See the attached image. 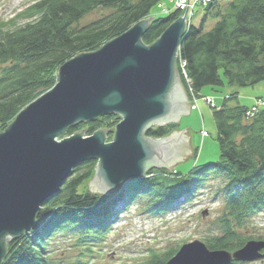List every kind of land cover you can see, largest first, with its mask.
<instances>
[{
	"label": "trees",
	"instance_id": "1",
	"mask_svg": "<svg viewBox=\"0 0 264 264\" xmlns=\"http://www.w3.org/2000/svg\"><path fill=\"white\" fill-rule=\"evenodd\" d=\"M162 0H36L18 16L25 22L13 27L0 22V131L32 100L52 88L59 67L74 55L94 51L105 42L145 19ZM96 8L112 10L79 28L73 25ZM197 25L188 24L182 35L177 59H184L195 91L213 88H247L264 80V0H213L203 6ZM177 9L150 20L141 41L153 43L180 16ZM214 20L209 28L207 21ZM177 66V64H176ZM180 73V71H177ZM182 84L184 81L180 77ZM216 92V90L213 89ZM224 99L212 115L219 144L215 162L195 165L187 172L150 169L143 177L130 179L107 198L79 192L97 167L95 159L73 167L59 192L47 198L37 214V226L6 245L0 264H60L49 255L47 245L57 232H71L78 239H102L117 212L120 200L127 206L145 196L146 210H165L182 194L199 188L208 175L221 177L225 212L219 217L221 234L205 240L211 250L234 251L248 240L237 229L244 219L264 207V108L245 120L246 106ZM121 117L116 113L70 125L63 137L77 133L89 136L98 130L106 140ZM176 129L175 124L148 128L146 137L160 138ZM172 253L152 256L139 264H165ZM233 261L230 264H243ZM246 263V262H245ZM69 264H84L75 260Z\"/></svg>",
	"mask_w": 264,
	"mask_h": 264
},
{
	"label": "water",
	"instance_id": "2",
	"mask_svg": "<svg viewBox=\"0 0 264 264\" xmlns=\"http://www.w3.org/2000/svg\"><path fill=\"white\" fill-rule=\"evenodd\" d=\"M185 15L149 46L141 37L153 16L96 51L76 54L59 67L54 86L0 131V263L11 238L37 226L41 204L59 192L75 165L97 159L88 190L107 195L151 167L171 173L172 164L191 155L186 128L160 138L144 135L152 124L176 122L179 114L189 113L175 67ZM108 113L121 117L111 141L105 143L102 130L63 137L70 125ZM263 249L264 240H248L234 251L211 250L194 240L182 244L165 264L249 262L264 258Z\"/></svg>",
	"mask_w": 264,
	"mask_h": 264
},
{
	"label": "rangeland",
	"instance_id": "3",
	"mask_svg": "<svg viewBox=\"0 0 264 264\" xmlns=\"http://www.w3.org/2000/svg\"><path fill=\"white\" fill-rule=\"evenodd\" d=\"M35 1L0 0V22L7 23V27H13L14 23L16 25L24 23L25 20L18 14ZM170 6L172 5L169 0H162L150 10L148 17H165L170 12ZM110 12H112L110 9L96 8L84 15L73 27L79 28ZM180 13V16H182L185 12L180 11ZM203 14V6L197 5L193 10L190 23L197 25ZM213 23L214 20L209 19L206 28L212 26ZM185 25L187 28L186 17ZM179 60L176 57V72L180 71V73L177 72L179 81L181 82L180 77L184 81V84L181 82V85L187 95L190 109L187 115L179 114L178 121L170 120L164 122L163 126L175 124V130L186 128V132L190 135L188 144L192 147L191 155L187 158L182 157L180 161L175 162L170 167L171 172L180 171L185 173L195 165L215 162L218 159L219 144L212 115L213 111L220 108L226 97L237 92L235 94L236 98L229 101V103L235 104L238 102L240 105L246 106L244 119H252L255 114L264 108L258 103L259 96L264 94V80L247 88H213L216 92L211 89V86H205L201 91H195L193 88V97L188 91L189 85L193 87L192 81L190 78H188L189 82L185 80L183 73H181ZM2 66L0 65V70ZM201 96L212 97L215 100L214 107L202 100ZM247 112L254 113V115L249 116ZM154 126L162 125L152 124L151 127ZM114 131L115 128L112 136ZM109 141L105 139V143ZM160 168L166 169L170 173L169 169L163 166L151 167L150 169ZM92 177L81 185L78 189L79 192L90 193L88 182ZM223 185L224 182L221 177L208 175L204 183L199 188H194L189 196L187 193L182 194L176 199L175 203L162 211L152 212L146 210L147 198L145 196L134 198L127 206L123 205L124 201L120 200L115 217L109 221L108 226L110 228L102 239L90 238V240H87L89 237L83 238L86 241L80 244L77 241L78 238L71 232H57L48 242V255L60 264H69L75 260H80L84 264H139L149 259L152 254L162 257L171 252L174 255L184 243L194 240L205 243L206 239L221 234L219 217L225 212ZM92 194L107 198L112 193L105 195L92 191ZM237 232L244 238L264 237V207L247 216ZM261 251L264 252V249ZM243 264H264V258L244 262Z\"/></svg>",
	"mask_w": 264,
	"mask_h": 264
},
{
	"label": "built area",
	"instance_id": "4",
	"mask_svg": "<svg viewBox=\"0 0 264 264\" xmlns=\"http://www.w3.org/2000/svg\"><path fill=\"white\" fill-rule=\"evenodd\" d=\"M169 1L171 2V5H172V6H170L171 7L170 10L178 9L181 12H185V10H186V12H185L186 13V15H185L186 22H187V24H189L190 23V19H191L192 15H193L194 8L197 5L204 6V5L210 3L213 0H188V2H187V0H169ZM186 5H187V9H186ZM179 62H180L181 73H183V76H184L185 80H187V82H189V80H188L189 77H188L186 69H185L186 62H185V60H181V59L179 60ZM188 91H189L190 95L194 97V89H193V87H190V85H189ZM194 99L196 100V97ZM259 99H260L259 102H258L259 105L261 107L264 106V100L261 99L260 97H259ZM202 100H204L205 102L210 104L212 107H214L215 100L212 97L204 96V97H202ZM248 115L249 116H253L254 113H248Z\"/></svg>",
	"mask_w": 264,
	"mask_h": 264
},
{
	"label": "bare ground",
	"instance_id": "5",
	"mask_svg": "<svg viewBox=\"0 0 264 264\" xmlns=\"http://www.w3.org/2000/svg\"><path fill=\"white\" fill-rule=\"evenodd\" d=\"M51 89V88H50ZM48 91V90H47ZM261 99H263L264 100V94L263 95H261V96H259Z\"/></svg>",
	"mask_w": 264,
	"mask_h": 264
}]
</instances>
